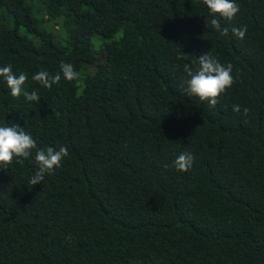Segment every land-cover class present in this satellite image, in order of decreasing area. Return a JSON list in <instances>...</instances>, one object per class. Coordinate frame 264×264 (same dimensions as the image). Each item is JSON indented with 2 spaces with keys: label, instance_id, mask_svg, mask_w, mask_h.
<instances>
[{
  "label": "trees",
  "instance_id": "16d2710c",
  "mask_svg": "<svg viewBox=\"0 0 264 264\" xmlns=\"http://www.w3.org/2000/svg\"><path fill=\"white\" fill-rule=\"evenodd\" d=\"M235 2L225 20L203 0H0V67L40 96L0 77V126L69 151L35 186V149L0 167V264H264V0ZM208 52L234 66L215 107L183 90ZM62 61L78 79L32 80Z\"/></svg>",
  "mask_w": 264,
  "mask_h": 264
},
{
  "label": "clouds",
  "instance_id": "9594fccd",
  "mask_svg": "<svg viewBox=\"0 0 264 264\" xmlns=\"http://www.w3.org/2000/svg\"><path fill=\"white\" fill-rule=\"evenodd\" d=\"M210 13L215 17L217 14L225 20H232L239 12L240 6L235 0H203ZM211 25L217 30L221 29L220 20L211 19ZM232 34L238 39H244L247 33V26L233 27ZM223 34H228V28L223 29ZM234 66L228 63L226 66L214 58L210 52L198 57V67L193 69L190 63L184 64V71L189 79L184 81L186 87L184 92L188 96H197L201 101H206L215 107L221 96L234 83V77L231 74ZM61 72L51 75L47 70H40L32 76V80L40 85L51 88L53 84H59L63 78L67 81L78 79L79 73L75 70L74 65L61 62ZM0 77L6 81L12 97L19 98L21 95L27 101L40 102V96L36 91L25 90L27 75L21 72L18 76L13 72L11 64L0 67ZM233 111L239 113L240 105H234ZM249 109L245 108V115ZM35 149V163L37 171L30 179L31 185L41 184L46 174H52L55 168L61 166L62 160L69 155L68 148L60 145L58 150L53 147L40 149L30 133L26 132L18 124L12 126H0V167L7 168L13 163L16 157L17 163H23V160L32 156V150ZM195 157L189 152L181 153L175 160L174 166L177 171H188L193 166ZM167 167V165H165Z\"/></svg>",
  "mask_w": 264,
  "mask_h": 264
},
{
  "label": "rangeland",
  "instance_id": "374dc122",
  "mask_svg": "<svg viewBox=\"0 0 264 264\" xmlns=\"http://www.w3.org/2000/svg\"><path fill=\"white\" fill-rule=\"evenodd\" d=\"M48 4H49V2H47V4H46V7H47V14H46V11L43 13L44 15V19L45 20H47L48 19V16H50L52 13H53V10H52V6H48ZM46 26H47V28H49L51 31H53V32H57V35L59 34L58 32V27L57 26H55V25H53V24H51V23H46L45 24Z\"/></svg>",
  "mask_w": 264,
  "mask_h": 264
}]
</instances>
